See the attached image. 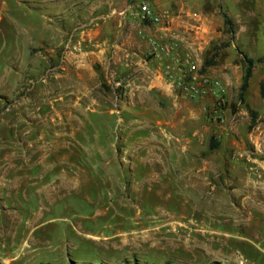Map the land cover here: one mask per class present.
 Masks as SVG:
<instances>
[{
    "label": "rangeland",
    "instance_id": "374dc122",
    "mask_svg": "<svg viewBox=\"0 0 264 264\" xmlns=\"http://www.w3.org/2000/svg\"><path fill=\"white\" fill-rule=\"evenodd\" d=\"M40 1L0 0V264H264L260 17L201 34L224 93L188 99L148 69L129 84ZM155 1L224 19L221 0Z\"/></svg>",
    "mask_w": 264,
    "mask_h": 264
},
{
    "label": "crops",
    "instance_id": "0c3cea01",
    "mask_svg": "<svg viewBox=\"0 0 264 264\" xmlns=\"http://www.w3.org/2000/svg\"><path fill=\"white\" fill-rule=\"evenodd\" d=\"M40 2L47 7V4H50L56 16L67 13L69 27L82 31L78 43L99 47V51L94 56L100 62H105L107 68L115 64L130 71L129 84L133 82V77L140 68H143L152 73L151 85L159 88L161 81L155 78L156 75L154 77V73L158 74L156 69L158 63L148 58V54L150 41L160 38L164 33L157 27L140 22L137 4H133L132 0H41ZM148 2L156 11H160L155 0ZM221 3L223 5L221 13L227 14L237 27H240L237 38L244 34L243 30H249L247 25L243 28V24H247L255 16L260 17L264 25V0H221ZM206 17L202 27L203 34H207V37L211 36V39L219 37L220 32L217 30L224 26V19L220 21L215 18L214 13H206ZM64 21L66 22L65 19ZM251 36L254 37L255 32ZM202 48L205 50L204 45ZM258 164L264 167V163Z\"/></svg>",
    "mask_w": 264,
    "mask_h": 264
},
{
    "label": "built area",
    "instance_id": "2783aa9c",
    "mask_svg": "<svg viewBox=\"0 0 264 264\" xmlns=\"http://www.w3.org/2000/svg\"><path fill=\"white\" fill-rule=\"evenodd\" d=\"M132 3L137 4L140 22L157 27L164 33L150 41L149 51L150 58L159 64L158 76L162 82L188 99L221 98L224 93L222 82L208 72H202L200 65V53L206 42L201 36L206 15L195 11L181 14L170 10L156 11L148 0H132ZM187 23L195 32L196 39L200 40L196 49L189 47L182 37L181 29L186 28Z\"/></svg>",
    "mask_w": 264,
    "mask_h": 264
},
{
    "label": "trees",
    "instance_id": "16d2710c",
    "mask_svg": "<svg viewBox=\"0 0 264 264\" xmlns=\"http://www.w3.org/2000/svg\"><path fill=\"white\" fill-rule=\"evenodd\" d=\"M223 16H224V22H225V25L228 27V32L231 33V34H234V31H233V21L228 17L227 14L223 13ZM241 54L243 55V61H244V65H245V72H244V75H243V78H242V83H241V87H240V93H239V98H240V102L241 103H245L246 106H247V109L249 110L250 114L252 115V120H253V123L251 125V128L255 127L256 126V120H257V113L252 109V107L246 103V95L249 91V88H250V81H251V78L253 77V71H254V68L256 66V61L250 57H248L245 53H242ZM261 61L260 59L258 60V62ZM215 63L213 61H206L205 63V69L206 67H209V66H212L214 65ZM262 96L264 97V84L262 85ZM218 146L217 143H213L212 141V147L213 148H216Z\"/></svg>",
    "mask_w": 264,
    "mask_h": 264
},
{
    "label": "bare ground",
    "instance_id": "6f19581e",
    "mask_svg": "<svg viewBox=\"0 0 264 264\" xmlns=\"http://www.w3.org/2000/svg\"><path fill=\"white\" fill-rule=\"evenodd\" d=\"M3 254V253H2ZM4 258V257H3ZM3 260V259H2ZM18 260H19V258H18ZM16 261H17V259H16ZM14 262V261H13ZM5 263H7V264H11L12 263V260H6V262ZM2 264V263H1Z\"/></svg>",
    "mask_w": 264,
    "mask_h": 264
}]
</instances>
